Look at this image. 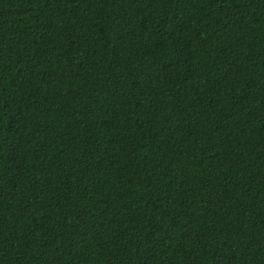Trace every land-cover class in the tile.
Here are the masks:
<instances>
[{
    "label": "trees",
    "instance_id": "16d2710c",
    "mask_svg": "<svg viewBox=\"0 0 264 264\" xmlns=\"http://www.w3.org/2000/svg\"><path fill=\"white\" fill-rule=\"evenodd\" d=\"M0 264H264V0H0Z\"/></svg>",
    "mask_w": 264,
    "mask_h": 264
}]
</instances>
